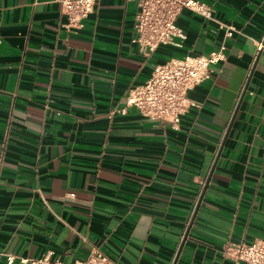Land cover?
<instances>
[{
	"label": "crops",
	"instance_id": "0c3cea01",
	"mask_svg": "<svg viewBox=\"0 0 264 264\" xmlns=\"http://www.w3.org/2000/svg\"><path fill=\"white\" fill-rule=\"evenodd\" d=\"M199 1L211 18L184 10L145 53L135 1L72 31L58 0H0V264H244L223 245L264 239V0ZM222 45L178 128L126 106L155 65Z\"/></svg>",
	"mask_w": 264,
	"mask_h": 264
},
{
	"label": "built area",
	"instance_id": "2783aa9c",
	"mask_svg": "<svg viewBox=\"0 0 264 264\" xmlns=\"http://www.w3.org/2000/svg\"><path fill=\"white\" fill-rule=\"evenodd\" d=\"M61 13L67 18L66 27L80 30L84 21L96 9L97 0H58ZM137 3L135 31L133 40L141 51L153 53L163 45L175 44L177 37H184L178 26V17L184 10L195 12L211 18V6L199 0H127ZM239 31L227 27L226 35L233 36ZM262 43L258 49L261 50ZM226 59V46L222 45L209 55L186 56L171 59L154 67L151 77L142 85L132 88L126 97V106L136 108L149 119L159 120L178 128L182 118L193 107H198L190 92L211 78L214 66ZM222 255L235 263L264 264V239L252 244L227 242L222 247ZM14 261L8 257L9 264ZM22 263L31 264H65L50 257L39 259H22ZM74 264H118L103 252L94 249L84 260Z\"/></svg>",
	"mask_w": 264,
	"mask_h": 264
}]
</instances>
